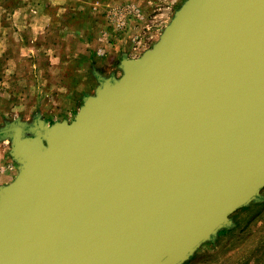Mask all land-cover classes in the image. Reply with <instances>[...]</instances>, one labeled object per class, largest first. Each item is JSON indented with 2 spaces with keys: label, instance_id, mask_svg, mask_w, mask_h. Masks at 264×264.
Listing matches in <instances>:
<instances>
[{
  "label": "water",
  "instance_id": "water-1",
  "mask_svg": "<svg viewBox=\"0 0 264 264\" xmlns=\"http://www.w3.org/2000/svg\"><path fill=\"white\" fill-rule=\"evenodd\" d=\"M74 120L0 128V264H185L264 189V0H186Z\"/></svg>",
  "mask_w": 264,
  "mask_h": 264
},
{
  "label": "rangeland",
  "instance_id": "rangeland-1",
  "mask_svg": "<svg viewBox=\"0 0 264 264\" xmlns=\"http://www.w3.org/2000/svg\"><path fill=\"white\" fill-rule=\"evenodd\" d=\"M129 1L131 3L109 9L112 23L116 25V31L110 35L112 46L110 54L105 60H98L102 62L100 65L103 67L102 71L94 66L89 68L87 65L85 77L97 75V73H103L102 78L121 77L123 60L139 58L151 49L160 40L164 30L186 0ZM6 6L7 13H5L4 21L9 24L11 17H8V8L13 9L16 6V0H0L2 12ZM7 36L8 42L0 43V128L18 118L32 123L41 117L40 115L50 124L74 120L77 113H63L61 107L56 105L58 99L50 97L54 86L50 85L49 90L43 87L52 83L48 82L46 73L43 75L30 73L32 67L34 70L37 69L29 55H26L27 60L23 63V68L16 69L13 59L17 50L15 45L20 39L18 37L14 39L9 34ZM45 40L42 41L44 44L51 45ZM46 45H41V49L34 47V53L40 52L45 55L56 53L54 49L58 48L46 49ZM56 55L58 56L59 53ZM36 58V62L40 65V60ZM98 61L94 62L99 65ZM97 70L99 72H96ZM81 82L82 80L79 84ZM95 84L99 83L95 82ZM63 85L65 86L66 83ZM64 86L61 88L62 92L56 93L61 96V100L67 99L71 94V90H66ZM95 90L96 87H93L88 93L94 94ZM86 95V92L79 91V105L83 104ZM11 145L8 140L0 141V186L12 183L19 173V165L15 161L14 179L8 184L1 185L4 183L1 166L4 160L12 158ZM261 194L260 201L251 203L231 216L234 222L232 228L222 230L214 242L203 244L185 264H264V189Z\"/></svg>",
  "mask_w": 264,
  "mask_h": 264
},
{
  "label": "crops",
  "instance_id": "crops-1",
  "mask_svg": "<svg viewBox=\"0 0 264 264\" xmlns=\"http://www.w3.org/2000/svg\"><path fill=\"white\" fill-rule=\"evenodd\" d=\"M128 3L131 2L129 0H16V6L13 9L8 8V17H11L9 24L4 21L7 6L3 12L0 10V43L8 42V34L14 39L18 37L20 40L15 45L17 50L13 59L16 69L23 68V63L27 60L26 55H29L37 69L34 70L32 67L30 73L36 75L46 73L48 82L52 83L43 87L49 90L50 85L54 86L50 97L58 99L56 105L61 107L63 113L74 114L82 106L78 103L79 91L86 92V96L90 95L89 90L93 87L97 89L101 78L104 77L102 72L88 77H85V73L87 65L89 68L94 66L102 71L103 67L100 66L102 62L98 60L103 61L110 54V47L112 48L110 35L116 31V25L112 23L109 9ZM44 39L51 45L44 44L42 42ZM41 45H46V49H58H54L56 53L51 55L34 53V47L41 49ZM35 57L40 60V65ZM95 60L99 65L94 62ZM57 65L59 67H56ZM98 70L96 72H99ZM63 83L66 85L64 86ZM62 86L66 90H71V94L67 99L61 100V96L56 93L62 92ZM3 162L1 174L4 183L1 185L12 182L16 175L15 160L10 158Z\"/></svg>",
  "mask_w": 264,
  "mask_h": 264
}]
</instances>
